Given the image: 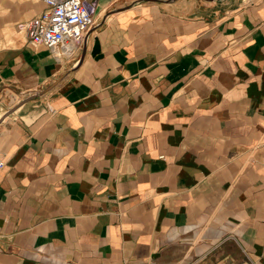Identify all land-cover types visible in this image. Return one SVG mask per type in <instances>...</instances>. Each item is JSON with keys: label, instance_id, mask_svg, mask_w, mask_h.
Masks as SVG:
<instances>
[{"label": "crops", "instance_id": "obj_1", "mask_svg": "<svg viewBox=\"0 0 264 264\" xmlns=\"http://www.w3.org/2000/svg\"><path fill=\"white\" fill-rule=\"evenodd\" d=\"M45 8L0 0V264H264V0H97L62 56Z\"/></svg>", "mask_w": 264, "mask_h": 264}, {"label": "built area", "instance_id": "obj_2", "mask_svg": "<svg viewBox=\"0 0 264 264\" xmlns=\"http://www.w3.org/2000/svg\"><path fill=\"white\" fill-rule=\"evenodd\" d=\"M39 1L46 8L28 24L29 42L46 46L58 56L73 53L96 22L92 9L97 0ZM3 166L0 161V169Z\"/></svg>", "mask_w": 264, "mask_h": 264}, {"label": "water", "instance_id": "obj_3", "mask_svg": "<svg viewBox=\"0 0 264 264\" xmlns=\"http://www.w3.org/2000/svg\"><path fill=\"white\" fill-rule=\"evenodd\" d=\"M93 54L95 56H100V54H101L100 45H99V42L98 41L96 42L95 48L93 50Z\"/></svg>", "mask_w": 264, "mask_h": 264}, {"label": "rangeland", "instance_id": "obj_4", "mask_svg": "<svg viewBox=\"0 0 264 264\" xmlns=\"http://www.w3.org/2000/svg\"><path fill=\"white\" fill-rule=\"evenodd\" d=\"M250 1V0H249ZM254 1H257V0H254Z\"/></svg>", "mask_w": 264, "mask_h": 264}]
</instances>
